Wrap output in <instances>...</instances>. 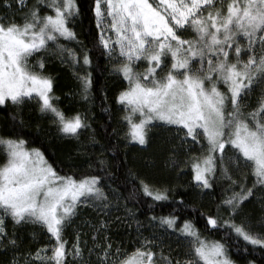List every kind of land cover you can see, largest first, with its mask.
<instances>
[{"label": "snow or ice", "instance_id": "snow-or-ice-1", "mask_svg": "<svg viewBox=\"0 0 264 264\" xmlns=\"http://www.w3.org/2000/svg\"><path fill=\"white\" fill-rule=\"evenodd\" d=\"M97 52L126 81L115 98L125 149L150 154L141 168L125 153L118 165L99 159V173L69 174L24 130L47 136V119L55 139L77 141L70 168L87 147L82 136L99 144L95 113L66 114L48 68L70 67L90 104ZM33 105L34 123L23 115ZM0 110L9 128L0 134V264H238L233 249L247 253L245 264H257L256 251L264 257V0H0ZM161 153L174 175L191 176L175 196L158 178ZM218 188L214 213L196 207ZM253 202L259 219L245 212ZM29 226L48 243L22 252ZM121 229L132 231V250L114 240Z\"/></svg>", "mask_w": 264, "mask_h": 264}, {"label": "trees", "instance_id": "trees-1", "mask_svg": "<svg viewBox=\"0 0 264 264\" xmlns=\"http://www.w3.org/2000/svg\"><path fill=\"white\" fill-rule=\"evenodd\" d=\"M82 2H87V0H82ZM82 24L84 29L87 30L89 20L87 18H83ZM81 39H85V37L81 36ZM89 47H91V45H89ZM48 68L51 74L56 78L55 92L56 95L60 97L59 106L65 110L66 114L70 115L76 110L84 111L85 108H87L91 113H95L93 116L94 123H92V128L95 129L96 140L99 141V144L93 146L82 136L81 140L84 141L87 147L79 156L73 154L75 164L77 166L75 168H70L67 166L71 163V161L68 160L67 154L76 146L78 142L72 139H55L53 136L54 129L50 122L45 119L40 121V124L42 129H44L47 133V136L38 132L35 128H25L24 130L25 138H30L35 141L32 146L39 147L41 143H43L47 148L46 155L49 160H54L56 162L63 161L61 167L64 168V172L69 174L72 172L99 173V159H105L109 165L113 163L118 165L119 159L123 158L125 153L127 154L128 162L130 164H134L137 168H141L142 159L150 153L140 152L138 147H133L130 144L127 149H125L127 141L124 139V134L127 131V127L126 124L120 120L123 113L120 111L121 106L116 103L115 98L119 90L126 87V81H124L112 70L113 67L109 59L106 56H100L98 52L96 53L95 66L92 72L94 78L92 89L93 95L92 102L90 104L81 99L79 95L78 82L75 80L70 67L62 65L59 60H54L48 64ZM141 70L143 69L141 68ZM69 91L74 93L71 99H69L66 95ZM103 92H107V100L104 99ZM104 107H109L110 112L102 111V108ZM7 115V113L0 110V134H7L9 132V128L6 126L5 120L3 119ZM23 115L25 121H31L34 123L38 119V113L35 110L34 105L26 107L23 111ZM113 128L117 129L119 137L113 134ZM101 145H111V147H104L102 149ZM101 151H103V156H101ZM114 153L115 157L113 155ZM0 159H2V156H0ZM165 159L166 157L163 153L157 157L156 162L158 166V178L161 180H171L172 183L168 186L174 188V191L170 194L175 196L178 192H180L179 186H187V182L191 179V176L174 175L171 168L165 167ZM88 163L92 164L91 169L88 168ZM223 195V191L218 188L214 198H203L201 202L196 205V207L200 208V210L205 213H214L215 203H213V200L218 202ZM251 206V210L247 209L245 212L250 217L259 219L262 215L260 204L258 202H253ZM145 211H147V209L142 206L141 213ZM158 211L160 214L167 215V213L171 211V206L165 205L164 207L159 208ZM186 214L188 217L194 218L197 222V226L202 231L204 230V222L197 213H193L191 208H189L186 210ZM91 215H94V213ZM138 217L141 220L145 219L144 215L139 213ZM33 233H35V238H33ZM144 234L148 235L149 233L145 232ZM20 235L22 238V252H27L29 250L34 251L36 248L41 247L48 242L47 235H45L44 230L39 226H29L26 229L21 230ZM205 235H208L212 239H219L223 233L209 232L205 233ZM113 238L117 242L122 240L124 246L129 250H132L134 246V236L132 235L131 230H129V235L125 236L123 234V229H121L120 235L114 236ZM69 241L71 242V229H69ZM246 255L247 253H241L233 249V258L238 261V264H245L242 256ZM250 258H256L257 264H261V260H264V257L261 256L259 251L254 252L253 256Z\"/></svg>", "mask_w": 264, "mask_h": 264}, {"label": "rangeland", "instance_id": "rangeland-1", "mask_svg": "<svg viewBox=\"0 0 264 264\" xmlns=\"http://www.w3.org/2000/svg\"><path fill=\"white\" fill-rule=\"evenodd\" d=\"M110 61V60H109ZM110 63H111V65H112V67H114V63H115V61H110ZM143 67H145V65H139L138 66V70H141V68L143 69ZM113 70V69H112ZM250 206H251V204H249ZM248 205V207L245 209V210H247V209H250L251 210V208H252V206L250 207ZM48 243V242H47Z\"/></svg>", "mask_w": 264, "mask_h": 264}]
</instances>
